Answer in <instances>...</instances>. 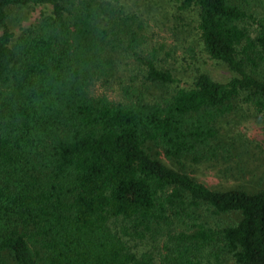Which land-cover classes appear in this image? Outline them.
I'll return each instance as SVG.
<instances>
[{
  "label": "trees",
  "instance_id": "obj_1",
  "mask_svg": "<svg viewBox=\"0 0 264 264\" xmlns=\"http://www.w3.org/2000/svg\"><path fill=\"white\" fill-rule=\"evenodd\" d=\"M177 1L198 12L202 50L233 78L198 74L159 101L118 78L114 56L130 54L145 85L176 83L140 55L142 21L120 0H0V264L2 254L39 264L36 238L43 264H154L128 239L158 234L169 237L162 264H202L197 251L218 240L236 264H264V189L214 191L186 170L229 175L220 164L236 143L221 139L220 123L245 106L264 115V17L233 0ZM16 9L41 12L16 33L8 19ZM117 87L119 102L108 94ZM149 143L183 169L153 158ZM203 206L242 220L172 229ZM112 218L133 228L115 233Z\"/></svg>",
  "mask_w": 264,
  "mask_h": 264
},
{
  "label": "rangeland",
  "instance_id": "obj_2",
  "mask_svg": "<svg viewBox=\"0 0 264 264\" xmlns=\"http://www.w3.org/2000/svg\"><path fill=\"white\" fill-rule=\"evenodd\" d=\"M131 14L140 17L144 27L141 36L144 45L139 53L143 57L151 56L164 70L171 71L176 83L168 88L145 85L144 72L134 62L133 55L114 56L117 75L124 86L143 91L149 88V99L164 100L170 98L177 88H189L194 77L207 74L215 81L226 83L233 78L228 69L213 61L202 50L197 34L198 12L183 10L177 0H120ZM241 4L248 3L249 9L257 16L264 17V0H233ZM41 10L16 9L9 13V22L18 33L22 26H29L39 16ZM253 29V28H252ZM251 29V31H252ZM1 34V33H0ZM120 89L108 92L112 100L119 102L122 97ZM101 92V90H100ZM151 92V93H150ZM222 140L234 141L236 146L231 150V161L220 164L231 168L229 175H222L219 170L198 167H186L189 174L214 191L243 190L256 193L264 189V115L257 114L252 107L242 110L223 120L219 125ZM153 158L159 160L172 170L180 171L181 165L168 159L162 146L149 143L146 147ZM173 230L177 233L194 231L197 225H206L214 230L237 226L242 220L240 213L215 214L210 207L189 208L185 216L175 218ZM115 233L131 229L132 224L122 219L112 218L109 221ZM130 249L141 257L150 254L154 264H162L166 256L169 237L158 234L147 235V238L128 239ZM32 251L39 264L46 258L42 244L36 238ZM202 264H236L234 252L225 248L221 240L215 241L198 251ZM5 264H16L10 255L2 254Z\"/></svg>",
  "mask_w": 264,
  "mask_h": 264
}]
</instances>
